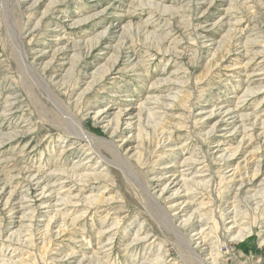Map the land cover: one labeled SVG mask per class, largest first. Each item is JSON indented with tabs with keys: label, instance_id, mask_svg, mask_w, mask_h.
Returning a JSON list of instances; mask_svg holds the SVG:
<instances>
[{
	"label": "rangeland",
	"instance_id": "1",
	"mask_svg": "<svg viewBox=\"0 0 264 264\" xmlns=\"http://www.w3.org/2000/svg\"><path fill=\"white\" fill-rule=\"evenodd\" d=\"M12 1L14 10L11 0H0L2 264H141L142 255L154 259L161 245L164 264H183L185 257L151 200L137 195L114 159L116 165H102L90 152H73L81 145L70 137L61 138L52 112L29 91L36 78L19 67L10 44L19 31L28 59L86 127L116 143L142 178L158 183L151 193L162 206H176L169 207L172 216L184 209L175 226H184L204 258L212 255L206 264H264V0ZM116 56L115 67L122 69L102 77ZM249 89L255 94L246 96ZM10 94L14 103L4 112ZM147 107L154 108L152 117ZM228 109L238 111L229 115ZM121 111L131 115L121 116L122 129L113 134ZM59 163L66 169L56 170ZM29 173L66 181L52 184L41 196L48 203L33 216L28 210L37 208L40 191L9 214ZM171 177L177 183L162 194ZM66 193L71 202L59 201ZM233 219L251 228L244 241L234 240L240 227ZM142 223L145 238L133 240Z\"/></svg>",
	"mask_w": 264,
	"mask_h": 264
},
{
	"label": "bare ground",
	"instance_id": "2",
	"mask_svg": "<svg viewBox=\"0 0 264 264\" xmlns=\"http://www.w3.org/2000/svg\"><path fill=\"white\" fill-rule=\"evenodd\" d=\"M11 4H12V9L14 10L15 5H14L12 0H11ZM154 4H156V3H154ZM165 8H166V6H165ZM230 32L232 33L233 30H230ZM12 35H13L12 41L10 44H11L14 52L15 53L18 52L17 55L19 57V67L23 70L24 75L27 78L30 76L36 78V81H32V83L29 84V91H30L31 95L35 98V100L37 102H39L41 107L44 109L43 111H45L47 114L52 112L51 113V120H52L51 123L54 124V126H56L57 129L62 130L65 133V136L64 137L62 136L61 138L70 137L69 139L73 141L72 143L76 142V143H79L81 145V147H76L77 149L73 150V152H76V151L77 152L78 151L90 152L88 154L95 156L96 159H100V160H98V163H101L102 165H104V163H106L108 165H110V164L116 165L114 163H111L112 160L114 159L113 161H115L118 164L117 166H119L120 170L123 172V174L125 175L126 179L129 181L132 188L135 190V192L138 193L137 195H141V192H142L143 196H146L151 200V203L153 204L152 206L155 207V211H156L154 213L157 214L158 220L160 221L162 228L165 231L170 232L172 235H174L176 237L177 246L179 248V251H182L183 253H185V257H181V259H182L181 263H183V264H206L207 262H209L207 260L211 259L212 255H210V257H208V258H204L201 255V251L199 250V248L195 249L191 246L192 239L189 236L184 234V228H183L184 226H180V225H179L180 227L175 226V221L179 218L180 213L182 211H184V209H179L180 210V212H178L179 215L172 216L170 214L169 207L171 206L173 209H175L176 206L173 205V203L170 206H164V205L162 206L161 205L160 202L162 200L159 197H157L156 195L151 193L152 192L151 189L154 187V186H152V184H155L156 186H158V183L156 181L149 183L148 180L142 178L139 174L140 168L138 167V165L135 166L133 164V161H129L127 156H125L120 151L119 146L116 145V143H114L113 141H111L107 137L96 136V134L92 130H90L86 127V124L83 121H81L77 117V115L74 113L72 107L68 106L67 103L65 101H63L59 97V95L53 90V88L50 84V81L47 80L43 75L44 71L39 69L38 67H36L35 62H31L28 59L26 51L24 50L23 39L21 38L22 32H20V31L14 32ZM263 35H264V33L260 34V36H259L260 39L261 38L263 39V37H264ZM262 41H264V39ZM247 42H250V40H248ZM256 42H257L256 39L252 40V43H256ZM92 48H93V46H92ZM263 49H264V47H263ZM262 51H264V50H262ZM259 54H261V53H259ZM262 56H264V55H262ZM72 60H74V59H72ZM118 60H119V58L116 56L115 60H114V64L111 65L110 67H106V66L103 67L101 72H99L100 75L102 77L103 76L105 77L106 75L110 74L111 70H119L120 71L122 68H116L115 67ZM75 66H76L75 63L71 66V70H70L71 73H73L75 71L74 70ZM36 88H38L39 91ZM38 92L41 93V95L44 96L46 99H41ZM254 92H255V89H249L246 93V96H248L249 94L254 93ZM12 95L13 94H10L5 98V106H3L4 112L11 111V109L9 107L12 105V103H14V100H13L14 97ZM251 95H253V94H251ZM175 98H177V96H175ZM48 99L51 100L52 104L48 101ZM153 99H154L153 101L155 103L160 102V99H158V98H153ZM44 100L47 101L52 106V108H53L52 111H51V108L49 107V105ZM153 109L147 107L148 115L151 117H152V115H154L155 110L152 111ZM237 111H238L237 109L236 110L228 109V114L229 115H231V114L235 115L237 113ZM122 115H131V113L130 112L124 113V111L120 112V116L118 117L116 124L113 128V134L117 133L118 131H120L122 129L121 128V124L123 123L122 122L123 120L121 119ZM95 116L100 119L102 117V110H98L95 113ZM124 123L128 124V125L130 124L129 122H127V120ZM161 123H162L161 120L156 122L155 131L157 130V128H159ZM131 127H132V125H131ZM136 129L138 131L142 132L140 122H139V126ZM248 130H250V128L246 127L243 134L247 135L246 132ZM142 134H143V132H142ZM16 135H18V134H16ZM243 137H245V136H243ZM238 150H240V146H238L229 156L235 155L238 152ZM141 155L137 158V159H139V161H141V159H143V156H141ZM59 164L60 165L57 166L56 170L63 171L66 169L64 167V164H62V163H59ZM79 166H82V165L81 164L80 165H74V172L70 171L72 177H76V173L79 170H81V167H79ZM256 166L257 167L254 169L253 178L258 176V174L260 173L261 162H258V164ZM78 167H79V169H78ZM81 175L82 174H80V175L77 174V176H80L79 181L80 182L81 181H87L85 179L83 180L81 178ZM99 175H100V178L106 176L103 173V171L101 173H99ZM67 178H69V177L67 176ZM167 178H168V176H165L166 180H167ZM56 181L65 182L66 180L64 179V177H58L53 181V183ZM23 183H25V184L23 186H21L20 189L18 188V192H17L18 196L16 197L18 199L17 200L18 203H17L16 207H13L11 205L10 207L7 208V206L10 204L9 203L10 198L4 203V206H5V208H7V212L9 214H12V213L14 214L18 208H20V207L24 208V205L23 206L19 205L20 202H26V199L31 197V195L35 191H40L37 195L40 197L37 199V201H38V203L36 205L37 208H35V204H32V207L28 210L29 212L31 211L32 216H33V213H35L36 210H39L41 208L40 206L48 203L47 200H45L44 197H41V196H44V194L47 191L51 192L53 190L52 189L53 183H51V181L48 178L41 181V179H39V176H37L35 173L34 174L29 173V175L27 174L23 178ZM176 183H177L176 180L171 177L168 181H166V183L160 189L161 193L164 194L165 192L171 191L173 188L172 186H174ZM176 190H177L176 192H178L179 188H177ZM170 196H172V195H170ZM260 197H262V196H260ZM164 199H166V198H163V200ZM58 200L59 201L63 200L65 202L66 201L71 202V199L67 193H66L65 197L58 198ZM238 205H240V204H238ZM233 206H234L233 210H232V212L234 213L233 217L238 218V215H240V213L237 211L238 208H235L236 207L235 204ZM256 209H259V205L256 206ZM23 216H26V215H23ZM56 218H57V213L55 212V214L52 217H50V220L53 221ZM1 220H3V218ZM190 220H191V217L188 220L183 221L182 225H185V228H186V226L188 225ZM49 224H50V221L48 222V226H49ZM141 225H142V228L137 230L136 235H135L136 237L133 240H139V239L145 238L144 236H140L141 233L143 232V229H144V223H142ZM233 226L240 227L238 234L234 237V240L244 241V239H246L248 237V233L251 232L250 227L244 228V227H242V225H238L237 220H234ZM230 231H232V229ZM2 232L3 231L0 230V235L2 234ZM12 237H13L12 235L8 236V239H5V240H10V238H12ZM201 241H203V238L200 240V242ZM3 242L4 241L1 242L2 245H0V249L5 246ZM200 242H196V243H200ZM209 244L210 243H208V248L207 249L205 248V250L210 249L209 251H211L212 246ZM162 246L163 245H161L160 248L156 249L154 252L152 251L151 256L155 255L154 259H151L149 254H147L145 256L142 255L141 264H153V263L154 264H164L165 262H167V257L165 256V253H164L165 249ZM148 253H150V252H148ZM4 260L5 259H2L0 261V264H2L4 262ZM213 264H215V263H213Z\"/></svg>",
	"mask_w": 264,
	"mask_h": 264
}]
</instances>
